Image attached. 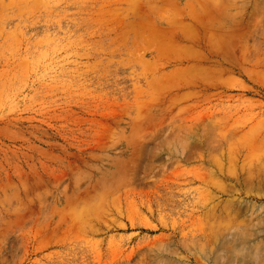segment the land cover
Here are the masks:
<instances>
[{"label": "rangeland", "instance_id": "rangeland-1", "mask_svg": "<svg viewBox=\"0 0 264 264\" xmlns=\"http://www.w3.org/2000/svg\"><path fill=\"white\" fill-rule=\"evenodd\" d=\"M0 264H264V0H0Z\"/></svg>", "mask_w": 264, "mask_h": 264}]
</instances>
